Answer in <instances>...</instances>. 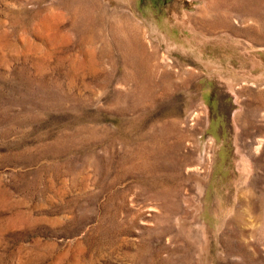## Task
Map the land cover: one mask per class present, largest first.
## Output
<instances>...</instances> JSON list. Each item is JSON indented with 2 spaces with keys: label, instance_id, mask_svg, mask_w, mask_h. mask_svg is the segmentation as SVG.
<instances>
[{
  "label": "rangeland",
  "instance_id": "1",
  "mask_svg": "<svg viewBox=\"0 0 264 264\" xmlns=\"http://www.w3.org/2000/svg\"><path fill=\"white\" fill-rule=\"evenodd\" d=\"M0 264H264V0H0Z\"/></svg>",
  "mask_w": 264,
  "mask_h": 264
}]
</instances>
